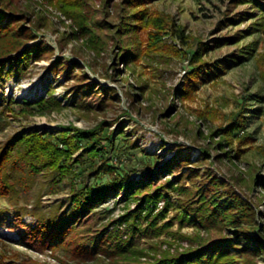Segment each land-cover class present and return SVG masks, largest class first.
<instances>
[{"label":"rangeland","instance_id":"374dc122","mask_svg":"<svg viewBox=\"0 0 264 264\" xmlns=\"http://www.w3.org/2000/svg\"><path fill=\"white\" fill-rule=\"evenodd\" d=\"M0 27V64L41 56L0 77V264H146L232 238L179 221L210 184L264 249V0H0ZM121 176L62 243L29 234ZM98 236L125 250L90 251Z\"/></svg>","mask_w":264,"mask_h":264},{"label":"trees","instance_id":"16d2710c","mask_svg":"<svg viewBox=\"0 0 264 264\" xmlns=\"http://www.w3.org/2000/svg\"><path fill=\"white\" fill-rule=\"evenodd\" d=\"M0 29L2 28L0 27ZM14 49L16 50L17 47ZM32 53V55L29 54L27 56H24L25 54L23 53L24 55L13 57L9 61L1 63L0 77L2 75V69L6 64H8V67H11L10 69L12 70L26 62V58L24 57H30L34 60L40 59L41 56L37 54L36 51ZM261 100H264V96L261 97ZM101 140H104L107 146H110L112 143L110 138H101ZM96 148L100 149L98 147ZM99 151L103 152L101 150ZM107 167L113 168L109 164ZM110 168L109 172H112ZM123 180H125V176L113 177L109 182L103 185L90 188L84 193L73 196L72 202L67 210L36 219L38 224L29 234L35 241L47 245H55L58 241L62 243L65 237L67 238L70 236L69 231L73 228L74 224L79 221L82 216L87 214L90 209L103 203L104 200L110 195L116 194L121 188L131 189L130 186L123 185ZM214 185H216V183H214ZM210 186L201 187V190L199 191L198 189L196 195L194 193L195 199L189 200L188 202L185 200L177 206L179 221H188V223L193 226L197 225L198 227H206L207 225L213 224L225 225L232 228L236 227L234 229L235 235L225 240L206 243L197 250H191L171 258H162L154 263L146 264H238L240 261L236 259V255L241 257L242 264H249L246 260L248 255L252 257L253 255L264 254V249L261 248L259 240L256 236H251L249 233L251 231L248 230L251 224H248L247 219L249 218L251 210L234 198L228 199L226 196H216V192H212ZM180 195H183V193ZM184 195H187V193H184ZM197 199L198 202L196 201ZM237 223L240 224L235 225ZM258 231L264 233V228L257 229V232ZM100 240L101 238L98 236L88 241L86 245L91 248L89 249L90 251H96L95 253L102 254L115 253V251L120 253L125 250L124 246H119L122 245V243H120L118 246L114 248L110 247L109 250L104 251L103 247L105 244L102 242V244L99 245L98 242ZM60 247H62V245ZM261 259L264 260V257Z\"/></svg>","mask_w":264,"mask_h":264}]
</instances>
